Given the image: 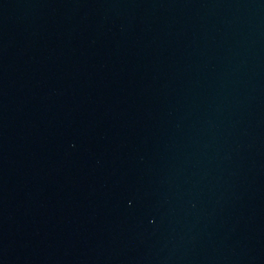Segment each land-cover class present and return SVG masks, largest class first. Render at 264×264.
I'll return each mask as SVG.
<instances>
[{"label":"water","instance_id":"95a60500","mask_svg":"<svg viewBox=\"0 0 264 264\" xmlns=\"http://www.w3.org/2000/svg\"><path fill=\"white\" fill-rule=\"evenodd\" d=\"M0 264H264V0H0Z\"/></svg>","mask_w":264,"mask_h":264}]
</instances>
